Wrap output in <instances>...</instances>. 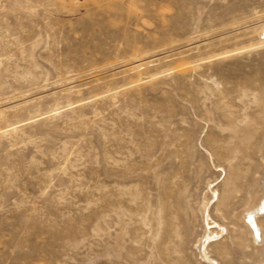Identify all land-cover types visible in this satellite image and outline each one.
<instances>
[{
	"label": "rangeland",
	"instance_id": "obj_1",
	"mask_svg": "<svg viewBox=\"0 0 264 264\" xmlns=\"http://www.w3.org/2000/svg\"><path fill=\"white\" fill-rule=\"evenodd\" d=\"M263 42L264 0H0V264H264Z\"/></svg>",
	"mask_w": 264,
	"mask_h": 264
},
{
	"label": "bare ground",
	"instance_id": "obj_2",
	"mask_svg": "<svg viewBox=\"0 0 264 264\" xmlns=\"http://www.w3.org/2000/svg\"><path fill=\"white\" fill-rule=\"evenodd\" d=\"M261 214H264V175L253 189L248 206L238 214L247 223L256 240L260 239L264 232L258 221V216Z\"/></svg>",
	"mask_w": 264,
	"mask_h": 264
}]
</instances>
